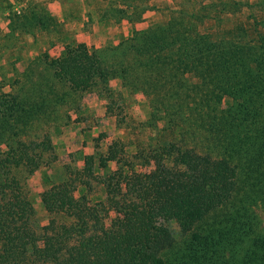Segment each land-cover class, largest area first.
<instances>
[{
    "label": "trees",
    "instance_id": "obj_1",
    "mask_svg": "<svg viewBox=\"0 0 264 264\" xmlns=\"http://www.w3.org/2000/svg\"><path fill=\"white\" fill-rule=\"evenodd\" d=\"M188 16L154 22L112 48L90 50L81 42L57 57L43 55L52 83L74 93L118 78L148 98L155 121L185 140L151 148L149 171L124 163L108 173L104 201L91 204L54 184L41 194L53 217L39 232L11 167L36 170L35 151H51V140L44 133L39 141H6L0 264H264V231L255 229L250 210L264 206L263 26L212 32L202 29L212 17ZM42 17L52 18L48 11ZM7 97L0 134L20 117L22 102ZM171 220L186 237L180 246Z\"/></svg>",
    "mask_w": 264,
    "mask_h": 264
},
{
    "label": "rangeland",
    "instance_id": "obj_2",
    "mask_svg": "<svg viewBox=\"0 0 264 264\" xmlns=\"http://www.w3.org/2000/svg\"><path fill=\"white\" fill-rule=\"evenodd\" d=\"M45 11L51 19H43ZM194 12L212 17L205 20L204 30L243 23L262 25L264 31V0H0V102L11 94L22 102L18 120L11 119L12 127L0 134V149L6 150V141H39L44 133L53 147L35 151L40 152L36 170L11 167L35 209L37 232L53 217L41 194L54 184H65L67 191L84 195L91 204L104 201L108 173L124 163L149 171L151 148L170 139L185 140L178 129L155 121L148 98L122 87L118 78L74 93L52 83L43 55L57 57L66 45L81 42L90 50L112 48L154 22ZM111 153L114 159H108ZM250 210L255 229L264 231V206L256 202ZM168 227L174 247L180 246L186 237L179 225L171 220Z\"/></svg>",
    "mask_w": 264,
    "mask_h": 264
}]
</instances>
